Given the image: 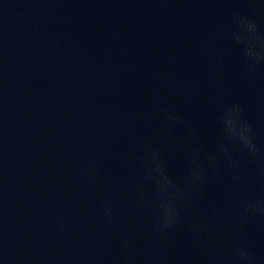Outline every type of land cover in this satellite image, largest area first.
<instances>
[{
    "label": "water",
    "instance_id": "water-1",
    "mask_svg": "<svg viewBox=\"0 0 264 264\" xmlns=\"http://www.w3.org/2000/svg\"><path fill=\"white\" fill-rule=\"evenodd\" d=\"M242 21L264 37V0H0V264H264ZM151 153L180 193L163 231Z\"/></svg>",
    "mask_w": 264,
    "mask_h": 264
},
{
    "label": "clouds",
    "instance_id": "clouds-1",
    "mask_svg": "<svg viewBox=\"0 0 264 264\" xmlns=\"http://www.w3.org/2000/svg\"><path fill=\"white\" fill-rule=\"evenodd\" d=\"M243 25V32L245 34L237 36V40L242 41L247 45L246 56L250 59L260 63L264 61V37L257 34L256 25L251 22H241ZM257 45L259 48L257 49ZM239 113V108L233 110ZM170 119H177V117L170 116ZM226 131L229 135L236 137L240 140L248 149L255 151L254 145L251 144L249 137L246 135L248 131L247 126L238 121V118H234L231 113L228 114L225 121ZM242 137H244L242 139ZM151 160L154 162V168L157 173V177H154L155 182L158 185L161 193L160 200V225L158 231H163L165 228H170L176 219V212L173 201L180 195L179 191L175 194L170 193L169 188H176L171 179L167 176L165 170L159 163V158L155 153L150 154ZM199 167L194 168L191 173V180L189 183L199 179ZM244 210L251 213H259L264 215V203L257 202H245ZM106 213L111 217V210L106 208ZM238 264H251L252 257L244 248L237 249Z\"/></svg>",
    "mask_w": 264,
    "mask_h": 264
}]
</instances>
